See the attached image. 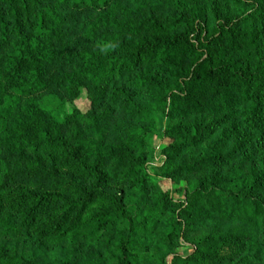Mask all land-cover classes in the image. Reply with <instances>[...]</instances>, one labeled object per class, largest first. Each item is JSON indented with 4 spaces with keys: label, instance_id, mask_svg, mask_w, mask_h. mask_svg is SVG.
<instances>
[{
    "label": "trees",
    "instance_id": "1",
    "mask_svg": "<svg viewBox=\"0 0 264 264\" xmlns=\"http://www.w3.org/2000/svg\"><path fill=\"white\" fill-rule=\"evenodd\" d=\"M106 1L0 0V50L7 48L2 57L12 90L26 95L42 86L44 63L40 60L43 54H55L53 42L62 23L55 2L101 7ZM197 1L165 0L171 9L169 18L165 22L147 19L148 27L156 26L155 33L137 42H109L101 30L114 28L117 22L102 11L100 17L106 19L100 21V26L86 23L82 28L84 37L96 42L99 49L84 47L74 53V72L56 77V85L71 93L87 80L102 86L103 93L112 78L132 74L127 79L131 90L114 83L113 100L123 99V105L138 120L154 123L159 114L164 115L169 119L164 136L175 141L162 149L165 160L156 176L171 178L183 171L212 170L214 174L190 182L187 188L196 199L186 209L202 212L199 207L210 199L216 202L215 214L233 220L250 203L254 209L252 221L261 230L264 247V202L259 199L264 188V69L255 71L260 62L251 55L264 43V0H259L249 13L232 11L229 0H222L227 1L225 12L214 0L208 4ZM233 2L241 5L245 0ZM209 17L215 20L216 30L211 29ZM206 35L208 39L202 42L200 37ZM215 45H224L234 53L245 48L246 61L242 66L238 60L216 64L211 58L216 52L206 55L207 47ZM133 89L145 91L149 100H137ZM100 95H91L92 106L105 99ZM204 95L216 101L218 111L225 115L212 123L185 121L194 112L204 111L200 106ZM65 127L72 129L71 141L64 135ZM26 128L31 157L50 179L61 180L60 190L25 186L10 189L6 196H0V211L8 213V223V219L24 214L15 227L21 234L24 229L32 234L38 229L39 234L35 233L39 239L69 243L71 248L80 243L97 246L103 242L102 251L93 254L97 257L95 264H166L165 251L170 250V243L182 229L175 212L169 213L164 202L151 203L147 198L155 182L144 157L153 137L150 128H130L132 147L107 142L105 128L99 127L93 109L87 114L75 111L48 123L32 114ZM217 129L220 134L216 140H208ZM155 130L151 128V132ZM230 139L238 149L248 147L245 158L256 159L257 170L248 175L239 166L226 172L218 170L237 157L234 147L226 149ZM2 148L23 155L27 151V147L20 151L6 140L1 141ZM186 154L190 165L182 163ZM112 159L119 165L113 174L106 171ZM238 237L216 231L191 242L197 248L224 238L239 243L243 239ZM0 264H32V258L3 247Z\"/></svg>",
    "mask_w": 264,
    "mask_h": 264
},
{
    "label": "rangeland",
    "instance_id": "2",
    "mask_svg": "<svg viewBox=\"0 0 264 264\" xmlns=\"http://www.w3.org/2000/svg\"><path fill=\"white\" fill-rule=\"evenodd\" d=\"M198 1L199 4L209 3V0ZM258 1L245 0L243 4L238 5L233 0H229L228 5L232 11L249 13ZM164 2L165 0H107L101 7L85 3H83L84 5L75 6L55 2L62 19V23L59 25V33L53 42L55 54L53 56L42 55L43 58L40 60L44 63L40 81L42 86L33 89L30 94L22 95L12 90L6 79V63L2 57L7 48L0 50V143L6 140L20 151H25L27 147L25 155L11 153V151H5L3 148L0 149V196H6L10 189L17 186L32 189L45 188L52 191L60 190L61 180L50 179L49 175L44 172L43 167L38 166L30 155L28 144L25 141V134L28 120L32 114L39 115L48 123L50 119L62 120L75 111L87 114L93 109L98 117L99 127L105 128L107 142H123L132 147L133 134L130 133L132 127L144 126L147 130L150 128L149 133L153 134L151 142L148 143L150 148H146L144 156L146 166L150 168L155 178L154 184L150 186L147 198L151 203H154V201L164 202L168 206L169 213L173 214L172 212H175L182 229L180 236L174 238L170 243V250L165 251L166 264H264L261 230L254 227L255 222L252 221L254 209H252L250 203L243 209L244 211H240L241 216L233 220H223L218 214H215L216 202H209L210 199L206 201L207 204L199 207L202 212H192L186 209L196 199L187 188L190 182L214 174L212 170L203 168L193 173L183 171L174 174L171 178L156 176L165 160L162 149L175 141L164 136V128L169 123V119L164 115L159 114L154 123L143 119L138 120L128 112L126 106L123 105V99L118 98L117 102L113 100L111 96L113 85L117 84L131 90L127 79L132 74L126 73L122 77L112 78L109 81V87L103 93L101 92L102 86L87 80L83 86L74 87L71 93L56 85V77L74 72L75 63L73 62L74 58H72L74 53L84 47L99 49L96 42L89 41L84 37L82 28L86 23H98L100 26V21L106 19L103 16L100 17V13L103 11L117 22L116 27L101 30L109 42H118L125 39L137 42L141 39H150L155 33L156 26L150 28L145 21L147 19H151V21L158 20L159 22L166 21L171 14V9ZM214 2L221 4L223 12H225L227 1L214 0ZM117 6H119V9ZM221 7L220 10L222 11ZM209 21L211 29L216 30L215 20L209 17ZM212 33L210 31V34ZM206 39H208L207 35L200 37L202 42ZM196 42L198 43V41ZM260 45V51L258 49L256 54L255 52L251 54L252 59L255 61L259 59L260 68L255 70L258 73L264 69V66H262L264 63V43H260ZM224 47V45H215L210 49L207 47L206 53H208V50L209 53L206 55H213L216 52L211 58L218 65L224 62L223 65H226L229 60H238L241 66L244 64L246 61L245 54H243L245 48L234 53ZM143 68L141 67V69ZM133 90L137 100L141 102L149 100V96L145 91L141 89ZM92 92H96L97 96L101 94L102 99L105 98L99 101L95 107L92 106ZM218 105L211 97L204 95L200 105L204 108V111L199 110L189 118L184 119L187 122L202 120L205 123H212L226 113L219 112ZM228 125L227 119L224 126L227 127ZM152 127L156 128L154 132H151ZM63 131L65 137L71 141L72 129L65 127ZM219 134L220 129H217L210 138L208 137V140L215 141ZM140 137L138 136L137 139ZM234 143V139H230L226 149L233 148ZM240 149L234 147V151L237 152L235 160L225 168L217 167L218 170L226 172L232 167L239 166L246 175L250 174L251 170H257L256 159L245 158L248 147L243 146ZM184 162L187 165L191 163L187 154L185 159L182 160V163ZM116 166H119L118 163L112 159L106 165V171L111 174L116 173ZM114 189H118L117 186H114ZM259 199L264 202V188ZM7 214V212L0 211V250L4 247L9 252L22 251L32 258V264H95V258L97 257H94L93 254L102 251L103 242L97 246L80 243V245L71 248L69 243L58 242L53 244L48 239H39L37 235L39 233L36 232L38 229H35L37 234L34 230L32 234L29 230L25 231L23 228L24 233L21 234V231L16 229L24 219V214L19 218H13L11 221L8 219L9 223L7 222ZM216 231L223 235L238 234L243 240L235 243V241L229 242L227 238H224L221 241L212 242L213 244L206 242L197 248L192 243L194 238L200 241L206 233H216ZM240 243L241 245H239ZM151 252L150 249L149 253ZM207 255L211 256L208 257Z\"/></svg>",
    "mask_w": 264,
    "mask_h": 264
}]
</instances>
